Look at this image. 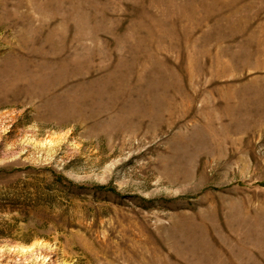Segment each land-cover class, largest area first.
I'll return each mask as SVG.
<instances>
[{
	"label": "rangeland",
	"instance_id": "1",
	"mask_svg": "<svg viewBox=\"0 0 264 264\" xmlns=\"http://www.w3.org/2000/svg\"><path fill=\"white\" fill-rule=\"evenodd\" d=\"M0 264H264V0H0Z\"/></svg>",
	"mask_w": 264,
	"mask_h": 264
}]
</instances>
